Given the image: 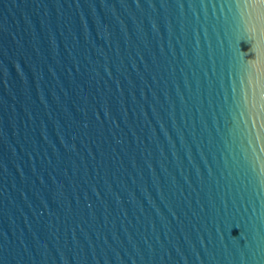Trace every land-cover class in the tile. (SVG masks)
<instances>
[{"label":"water","instance_id":"obj_1","mask_svg":"<svg viewBox=\"0 0 264 264\" xmlns=\"http://www.w3.org/2000/svg\"><path fill=\"white\" fill-rule=\"evenodd\" d=\"M0 264H264V2L0 0Z\"/></svg>","mask_w":264,"mask_h":264},{"label":"snow or ice","instance_id":"obj_2","mask_svg":"<svg viewBox=\"0 0 264 264\" xmlns=\"http://www.w3.org/2000/svg\"><path fill=\"white\" fill-rule=\"evenodd\" d=\"M262 2H264V0H262Z\"/></svg>","mask_w":264,"mask_h":264}]
</instances>
